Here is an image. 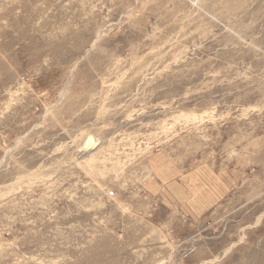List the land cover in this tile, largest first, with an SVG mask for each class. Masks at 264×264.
Masks as SVG:
<instances>
[{"label": "rangeland", "instance_id": "obj_1", "mask_svg": "<svg viewBox=\"0 0 264 264\" xmlns=\"http://www.w3.org/2000/svg\"><path fill=\"white\" fill-rule=\"evenodd\" d=\"M0 264H264V0H0Z\"/></svg>", "mask_w": 264, "mask_h": 264}, {"label": "crops", "instance_id": "obj_2", "mask_svg": "<svg viewBox=\"0 0 264 264\" xmlns=\"http://www.w3.org/2000/svg\"><path fill=\"white\" fill-rule=\"evenodd\" d=\"M209 171L210 172L207 173V176H203L206 173L200 175L198 174L199 179L197 181H194L195 179L191 178V188L197 193L189 198H184V204L190 207L191 213L194 214V217L201 216L210 207L214 206L222 198L226 197L231 190V180L228 176L212 174V171ZM195 182L198 183L194 184ZM196 186L197 189H194L193 187Z\"/></svg>", "mask_w": 264, "mask_h": 264}]
</instances>
